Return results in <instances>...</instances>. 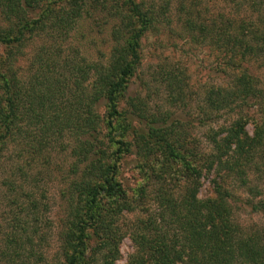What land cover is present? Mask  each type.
<instances>
[{"label": "trees", "instance_id": "obj_1", "mask_svg": "<svg viewBox=\"0 0 264 264\" xmlns=\"http://www.w3.org/2000/svg\"><path fill=\"white\" fill-rule=\"evenodd\" d=\"M105 1L0 0V156L10 139L20 137L26 143L35 139L32 151L41 152L46 132L53 128V134L71 132L75 156L74 177L62 195L56 257L48 260L37 250L45 236L30 197V209L22 205L13 213L0 261L115 264L121 257V239L128 234L135 250L125 264H264V223L244 225L233 209L235 203H243L264 216V199H255L264 185V97L245 65L258 62L264 70V0H223L228 7L205 18L182 5L187 14L182 26L215 54L218 70L229 76L225 85L208 88L202 119L240 111L211 134L208 154L199 150L198 141H186L183 130L152 124L145 97L128 93L141 62V39L159 30L167 5L155 12L143 0H113L111 12ZM91 9L117 19L107 57L103 62L77 63L75 68L63 61L66 73L55 71L59 62L51 49ZM35 41L41 44L29 61V74L20 75L16 62ZM165 73L161 72L163 78ZM249 98L261 99L260 119L243 110L250 106ZM141 119L147 120L145 127L139 125ZM249 121L254 125L252 136L245 129ZM128 155L135 157L142 175L135 187L122 176V161ZM205 175L210 176L211 194L200 198ZM151 179L163 183L161 188L154 190ZM8 181V204L14 208L16 195L28 197L30 192L22 183ZM228 182L250 198L229 191ZM147 196L157 202L152 211ZM135 209L145 213L128 226L119 223L123 211Z\"/></svg>", "mask_w": 264, "mask_h": 264}, {"label": "rangeland", "instance_id": "obj_2", "mask_svg": "<svg viewBox=\"0 0 264 264\" xmlns=\"http://www.w3.org/2000/svg\"><path fill=\"white\" fill-rule=\"evenodd\" d=\"M195 1H198L199 4L193 5L192 3ZM105 2H107V10L113 12L114 1L106 0ZM143 2L153 8L155 12L159 11L161 5L166 4L167 11L164 17H168L169 22H165L163 17L158 23V31H148L142 37L140 45L141 62L132 78L128 93H138L145 97L148 102L146 114L155 120L152 124L159 127L175 126L178 130H183L182 133L186 141L188 139L198 141L199 150L202 149L204 154L211 153V134L218 131L220 126L224 127L231 120L236 119L240 111L227 114L226 111H222L214 119H202V113L207 109L206 93L208 88L225 85L229 76L225 73L221 74L218 70L217 61L219 60L216 59L215 54L205 45L193 40L188 34L189 30L182 26L184 19L187 18L182 5L205 18L217 15L219 11H223L222 8H225L226 4L223 0H143ZM102 12L100 9H91L88 16L84 12L75 27L70 30L67 38L57 41L56 46L50 51L59 62L55 71H65L66 73L65 67L64 69L61 68L64 65L63 61L69 60V63L75 68L77 63L83 65L87 62H103L105 60L114 44L112 28L117 19L112 15L104 17ZM2 22L0 16V24ZM40 44L41 42H33L26 48V54L17 60L20 75L28 73L29 61ZM56 48H59L58 54L55 53ZM245 65L256 76L254 83L257 89L263 91L264 97V70L258 62L251 61ZM161 72H167L165 78ZM76 77L78 74L71 77V82L72 78ZM88 77L91 78V73L88 74ZM179 89L182 90L181 94L178 95ZM248 101L250 106L245 105L243 110L251 117L260 119L258 102L261 99L249 98ZM146 123L147 120L141 119L139 125L145 127ZM53 129L46 132L48 137L45 139V147L41 152L32 151V142L35 144V139L26 143L27 139L21 137L14 140L10 139L1 151L0 249L4 245V233L10 230L11 218L14 217L13 213L18 210L16 207L23 205L26 209H30L32 206H28L27 199L31 197L37 204L38 222L45 236V240L42 239L39 242L40 248L38 247L37 250L42 251L43 257L48 260L55 258L58 253V219L62 195L74 177L71 165L75 156L71 154L74 144L71 132L64 130L59 135L53 134ZM245 129L249 136L253 135L254 125L251 121L245 124ZM181 143L183 144V142ZM134 159V156L128 155L122 161L124 164L122 169L123 180L131 187H135L142 181V175L138 172V168H135ZM250 175L252 179L261 181L254 174L250 173ZM9 179H11L12 184L22 183V188L30 192L28 197L16 195L19 198H17L18 202L13 205L14 208H10L8 204ZM201 182L197 197L210 196V176H203ZM150 183L153 184L151 187L154 190L163 185L156 179H151ZM227 187L229 191L244 199L250 195L239 188L236 183L230 184L228 182ZM260 190L261 192L256 194L255 199H264V185H261ZM147 202L151 211L156 208L157 202L154 197L147 196ZM233 209L236 219L244 225L251 222L264 223L263 215L253 212L249 206L243 203H235ZM144 213L143 210L139 209L123 211L119 223L128 226L137 215ZM35 241H38L37 237H35ZM134 250L135 247L130 236L125 234L120 243L121 257L116 260L115 264H125L128 256ZM0 264H2L1 261Z\"/></svg>", "mask_w": 264, "mask_h": 264}]
</instances>
